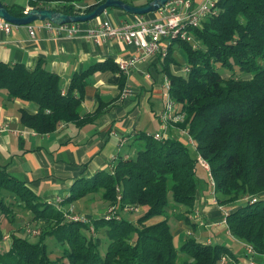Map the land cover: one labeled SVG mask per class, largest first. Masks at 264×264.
Segmentation results:
<instances>
[{
    "label": "trees",
    "instance_id": "16d2710c",
    "mask_svg": "<svg viewBox=\"0 0 264 264\" xmlns=\"http://www.w3.org/2000/svg\"><path fill=\"white\" fill-rule=\"evenodd\" d=\"M103 1L27 0V6L42 8L56 2L53 9L78 14ZM214 5L201 26L192 28L197 42L172 40L161 59L176 113L183 115L176 125L187 129L197 155L176 138L156 140L140 133L143 145L134 156L117 158L110 171L76 179L63 200L69 204L102 191V199L116 208H144L136 222L115 214L70 218L0 166V242L1 223L14 218L15 208L28 210L41 227L35 242L12 233L9 246L0 248V264H220L223 256L235 257L224 244L186 238L177 246L174 241L167 210L192 209L199 186L198 156L209 164L219 206L247 197L246 204L227 211V229L237 240L250 243L257 255H264V196L257 197L264 191V0H216ZM4 6L14 16H22L25 9L16 3ZM174 43L186 56L187 71L181 75L170 70ZM106 69L120 72L122 88L126 75L107 58L75 72L63 91L59 75L46 69L42 59L32 69L0 61V92L32 102L35 112L19 109V120L37 133H50L63 122L81 123L87 77ZM99 112L97 107L94 115ZM169 192L172 203L167 200ZM155 216L164 218L144 224ZM47 238L61 250L59 256L52 258Z\"/></svg>",
    "mask_w": 264,
    "mask_h": 264
},
{
    "label": "crops",
    "instance_id": "0c3cea01",
    "mask_svg": "<svg viewBox=\"0 0 264 264\" xmlns=\"http://www.w3.org/2000/svg\"><path fill=\"white\" fill-rule=\"evenodd\" d=\"M24 6L28 7L27 0ZM104 16L112 24L119 25L135 19L152 20L157 17V13L132 15L112 8L106 9ZM162 45L167 53L170 44L163 42ZM138 54L133 46L117 40L97 44L81 36L57 38L44 29L36 30L35 36L31 37L25 25L13 27L8 33L0 27V61L9 64L21 63L32 69L42 59L46 69L59 75L63 91L68 88L75 72L83 71L95 62L112 58L116 63L120 58L127 59ZM165 55L158 52L140 60L126 75L122 88L119 85V71L106 69L91 73L87 77L80 106L83 119L81 123L63 122L50 133H37L19 120V109L35 112L32 102L9 98L4 92H0V125H7V129L0 132V166L11 176L25 182L42 200L64 210L68 204H64L63 200L69 195L76 179L89 178L103 169L110 171L117 158L132 157L137 146L143 145V140L138 138L140 133L152 134L159 131L156 115L163 104L164 77L161 80V59ZM124 86L130 88L131 94L121 98ZM97 107L100 112L94 115ZM13 130L19 133L15 135ZM170 132L173 138L183 137L177 135L176 128ZM209 185L213 194V186L211 183ZM206 188L207 186L198 188L190 211L185 207L174 209L172 217L177 221L173 227L169 224L174 241L183 234L193 233V230L187 228L188 225L195 227L198 224L204 229L216 226L220 231L210 232L212 237H207L202 243L224 244L232 250L224 241L226 237L222 235L223 233L237 240L223 223L225 209L211 197L205 196ZM101 193L102 191L94 192L96 196L86 204L88 211L77 215L88 219L101 216L100 212L108 205L102 199ZM94 202L97 204L94 205ZM98 205L103 207L95 208ZM178 213L183 216H178ZM170 216L169 214V218ZM163 218L164 216H157L152 220L157 222ZM222 226L225 228L224 232ZM4 236L3 241L7 248L8 235L5 233ZM231 258L239 264L236 256Z\"/></svg>",
    "mask_w": 264,
    "mask_h": 264
},
{
    "label": "built area",
    "instance_id": "2783aa9c",
    "mask_svg": "<svg viewBox=\"0 0 264 264\" xmlns=\"http://www.w3.org/2000/svg\"><path fill=\"white\" fill-rule=\"evenodd\" d=\"M215 1L216 0H203L202 2H197L196 0H169L156 11L157 17L155 19H135L133 21H125L119 25H114L108 19L102 18L99 20L92 19L87 22H68L63 24H56L49 20H36L25 26L31 37L35 36L36 30L44 29L57 38L81 36L97 44L107 40H117L128 46H133L139 52L138 55H134L127 59L120 58L116 61L119 70L123 74L128 75L132 68L146 56L158 52L165 55L166 49L162 45L163 42L170 44L172 40L180 39L195 44L197 41L192 33V28L200 27L202 20L214 11ZM28 8L31 7L25 8L23 14L26 13ZM0 27L5 33H8L13 27H17V25L6 22L0 18ZM181 69L184 72L187 71L186 66L183 68L181 67ZM147 76L150 77L149 74ZM163 83L165 88V92L162 93L163 104L156 115L160 129L152 134L153 138L156 140H163L172 137L170 130L176 128L178 136H183L193 144L187 129L176 125L177 122L182 121L183 115L176 113L177 107L169 92L170 82L167 76L164 77ZM129 94H131L130 88L124 86L120 94L121 98ZM6 129V124L0 125V132ZM13 133L17 135L19 132L13 130ZM197 162L208 172L210 183L213 186L208 162L200 156L197 157ZM252 200L254 201L255 199L253 198ZM214 202L216 203L215 199ZM129 209L132 208L128 207L124 210L128 211ZM137 209L138 207L134 208V210ZM117 211V208L111 205L102 215L109 217L115 214L119 217ZM227 211L228 210H224L223 212L224 224H226L225 216L228 213ZM68 217L88 220L87 217L82 215ZM31 232L35 233L36 230L31 229ZM240 243H242L246 254L248 256L252 255V257H250L251 259L248 260V264H256L253 254L255 255L257 253L252 245L247 242ZM225 261L226 259L223 256L220 260V264H225Z\"/></svg>",
    "mask_w": 264,
    "mask_h": 264
},
{
    "label": "rangeland",
    "instance_id": "374dc122",
    "mask_svg": "<svg viewBox=\"0 0 264 264\" xmlns=\"http://www.w3.org/2000/svg\"><path fill=\"white\" fill-rule=\"evenodd\" d=\"M1 1H6L8 3H16V4H20V5H26V0H1ZM129 2H131L132 4L134 5H140L142 4L143 2H145L146 0H128ZM58 3L56 2H50V3H47L46 6L49 7V8H54V7H57ZM112 8H108V10H111ZM154 13V12H152ZM110 16V15H109ZM104 13L101 14L100 16L94 18L93 20H99V19H102L104 18ZM171 58H173V60L175 62H177L179 65H181V67L183 68L184 66H186V56H185V53L184 51L180 48V46L177 44V43H174V45L172 46V52H171ZM175 62H171L170 63V70L172 73L174 74H177V75H181V74H184V71L179 67L178 69H176L175 67H177V65L175 64ZM175 68V69H174ZM166 75L161 72V80L163 79V77H165ZM225 76V74L223 75ZM248 77V76H246ZM165 92V88L163 89V93ZM153 134V133H152ZM178 140L185 146L188 148L190 154L192 156H196L197 153L194 149V146L191 142H189L186 138L184 137H179ZM140 146H137V149H139ZM196 173H197V176H198V188H201L205 186H207V188L204 190L205 192V196H208L211 197L212 199H214V196L213 194L211 193V188H210V180H209V174L208 172L198 163L197 166H196ZM96 194V193H95ZM95 194H88V195H85L83 197H81L80 199H78V201H74V202H71L69 203L68 205H66L64 207V210L66 209L67 211L68 210H71V212H67V215L68 216H74V215H77V214H84L88 211V209L86 208V204H89L90 201L93 200V198L96 196ZM264 196V191L263 192H260L259 194H257V197H262ZM98 198L96 197L95 200H97ZM167 200H168V203H172V196H171V192L168 193V197H167ZM248 202V199L247 197H240L238 198L236 201L232 202V203H229V204H225L223 205V208L225 210H232V209H235L236 207H239V206H242L244 204H246ZM96 205L97 202H94ZM106 203H108L106 201ZM105 204V203H104ZM99 206V207H98ZM96 206L95 208H100V207H103L102 205H98ZM111 205L108 203V205L106 206L105 210H102L100 212V214L102 213H105L107 211V209L110 207ZM132 206L131 208L132 209H129L128 211L127 210H124V209H120V208H117L118 210V213L120 215V217H124L130 221H135L136 222V219L139 217L140 214L143 213L144 211V208H141V207H138L137 210H134L135 208V205H130ZM105 207V206H104ZM14 208V206L12 207ZM127 208V207H126ZM130 208V207H129ZM168 211V214H170V218L168 217V220H169V224L173 227L177 221L176 218L172 217L174 212H172L171 210H167ZM101 214V215H102ZM157 217V216H155ZM32 218V215L31 213L26 210V209H16L14 210V218H12V220H7L5 219L2 223H1V229L4 231V234L6 233L8 235V245L10 244L11 242V234L12 233H16V234H19V235H22V236H26L30 241H37L38 240V236L40 234V231H41V227L38 226V224H36L35 221L31 220ZM155 221L152 220V218L146 220L144 222V224L148 225V224H151V223H154ZM189 227V230L192 231L193 230V233L191 235H182V236H179L178 239H175V243L177 246H179V244L184 241L186 238H192V239H195L197 242H205V240L207 239V237H212L209 233L212 232V233H217L218 231H220L219 229L216 228V226H212V227H207V228H201L198 226V224L193 227V225H188ZM225 226V225H224ZM224 226H222V232L225 231V228ZM31 229H34L36 230L35 233H32L31 232ZM30 230V231H29ZM222 235L224 237H226V241L230 247L232 248V253L233 255H235L237 258H238V261H239V264H248V260L251 259L250 257H252V255L248 256L244 250V247L242 245V243L240 242H244V241H241L238 242L237 240L235 239H231L230 236L228 235H224L222 233ZM5 236L3 237V240H4ZM1 241L0 242V248L4 249L5 248V242L4 241ZM103 246L105 247V242H106V238L103 237ZM46 243L48 244V249L51 251V256L52 258H55L56 256H59L60 253H61V250L56 247V245H54L53 243V239L52 238H47L46 239ZM7 245V246H8ZM6 246V247H7ZM104 247H102L100 249V252L103 253L104 252ZM254 256V260H255V263L258 264L259 262H264V257L263 255H257V254H253ZM224 258L226 259L225 261V264H236V262L234 261L233 258L230 257V255H226L224 256Z\"/></svg>",
    "mask_w": 264,
    "mask_h": 264
},
{
    "label": "water",
    "instance_id": "95a60500",
    "mask_svg": "<svg viewBox=\"0 0 264 264\" xmlns=\"http://www.w3.org/2000/svg\"><path fill=\"white\" fill-rule=\"evenodd\" d=\"M168 1L169 0H150L144 5H133L123 0H105L98 4L93 10L78 14H66L49 7H31L28 8L26 13L22 16H14L8 12L7 8L0 0V18L17 26L27 25L36 20H49L56 24L87 22L100 16L108 8H117L132 15H144L150 12H156Z\"/></svg>",
    "mask_w": 264,
    "mask_h": 264
}]
</instances>
